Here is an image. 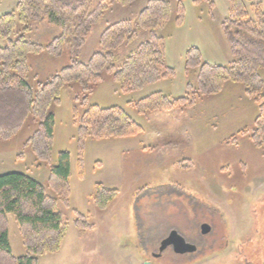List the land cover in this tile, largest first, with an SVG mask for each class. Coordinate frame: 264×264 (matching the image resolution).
Segmentation results:
<instances>
[{"label": "rangeland", "instance_id": "374dc122", "mask_svg": "<svg viewBox=\"0 0 264 264\" xmlns=\"http://www.w3.org/2000/svg\"><path fill=\"white\" fill-rule=\"evenodd\" d=\"M18 1L0 0V14L17 12ZM213 1V18L206 2L197 5L185 0L184 19L177 23L173 10L159 30L166 38L167 62L175 67L172 79L128 94L112 74L105 73L89 101L122 106L144 131L132 137L87 139L84 177L79 173L72 115L75 97L82 94L78 86L66 87L60 101L50 105L57 117L50 160L39 158L27 141L36 129L32 114L17 137L0 138V175L25 173L43 183L51 195L50 169L58 153L68 150L72 156L70 205L59 200L55 206L68 221L66 234L60 249L39 255L37 264H264V146L250 133L239 132L252 129L258 113L243 86L228 81L220 93L199 98L193 105L158 109L147 116L129 105L159 91L170 97L185 95L192 79L184 71L185 52L191 46H198L211 63L231 62L230 45L220 24L226 16L222 13L226 0ZM147 2L123 5L115 1L88 36L80 58L86 61L100 48V34L109 24L137 20ZM15 22L22 23L18 12ZM59 32L47 21L36 22L27 37L46 48ZM7 43L0 36V47ZM43 51L31 59L29 81L34 86L51 78L69 60L65 46L58 55L47 48ZM261 73L264 78V69ZM234 134L236 139L227 142ZM98 182L117 190L105 206L93 197ZM8 217L13 253L26 255L16 218ZM79 217L91 225L76 226ZM204 223L211 225L210 233H202ZM173 230L197 244L198 251L180 254L168 247L155 255Z\"/></svg>", "mask_w": 264, "mask_h": 264}, {"label": "trees", "instance_id": "16d2710c", "mask_svg": "<svg viewBox=\"0 0 264 264\" xmlns=\"http://www.w3.org/2000/svg\"><path fill=\"white\" fill-rule=\"evenodd\" d=\"M115 1L127 5L134 0H19L20 25L15 22L16 10L0 14V36L8 42L0 47V138L17 137L32 114L36 129L27 141L39 158L50 160L57 121L50 105L60 101L66 87L78 86L82 94L75 97L72 115L77 126L81 177L85 176L87 139L132 137L144 131L143 125L122 106L105 107L89 101L90 94L104 81L105 73L112 74L121 91L128 94L175 75V67L166 58V38L159 30L171 19L173 10L177 23L184 19L185 0H148L137 20L122 19L109 24L100 34V48L86 61L80 58L88 36ZM193 1L197 5L206 2L214 17L213 0ZM228 1V13L220 24L230 45L231 62L211 63L203 58L198 46H191L185 52L184 71L192 78L187 82L185 95L170 97L159 91L132 100L129 105L139 115L147 116L158 109L193 105L199 98L220 93L228 81L238 83L258 108L253 128L239 132L250 133L264 146V9L255 0ZM44 21L60 31L47 44V52L58 55L65 46L70 55L60 71L34 86L29 81L31 59L46 48L29 39L27 32L32 23ZM235 139L236 134L227 142ZM71 177L72 156L68 150L58 153V161L50 169L48 186L54 195L25 173L0 175V264H37L39 255L60 249L68 221L55 206L59 200L70 205ZM116 193V189L98 182L93 197L105 206ZM9 214L15 216L19 225L26 255L13 253ZM75 224L80 228L91 225L83 217Z\"/></svg>", "mask_w": 264, "mask_h": 264}, {"label": "water", "instance_id": "95a60500", "mask_svg": "<svg viewBox=\"0 0 264 264\" xmlns=\"http://www.w3.org/2000/svg\"><path fill=\"white\" fill-rule=\"evenodd\" d=\"M212 230L211 225L204 223L201 226V231L203 234L210 233ZM168 247H172L175 252L180 254L194 253L197 251L198 247L196 244L188 242L184 236H182L178 231L173 230L162 242L160 246V251H164Z\"/></svg>", "mask_w": 264, "mask_h": 264}, {"label": "crops", "instance_id": "0c3cea01", "mask_svg": "<svg viewBox=\"0 0 264 264\" xmlns=\"http://www.w3.org/2000/svg\"><path fill=\"white\" fill-rule=\"evenodd\" d=\"M256 2H260L261 4H262V6H263V9H264V0H255ZM225 9L223 10V14H225V15H227V13H228V10H229V1L228 0H226V3H225ZM209 62H211V61H209Z\"/></svg>", "mask_w": 264, "mask_h": 264}, {"label": "flooded vegetation", "instance_id": "af4514ba", "mask_svg": "<svg viewBox=\"0 0 264 264\" xmlns=\"http://www.w3.org/2000/svg\"><path fill=\"white\" fill-rule=\"evenodd\" d=\"M196 245H197V244H196ZM197 247H198V246H197ZM159 249H160V248H159ZM197 251H198V249H197ZM197 251H195V252H197ZM195 252H194V253H195ZM154 254L160 256V250H159V252H157V253L154 252Z\"/></svg>", "mask_w": 264, "mask_h": 264}]
</instances>
